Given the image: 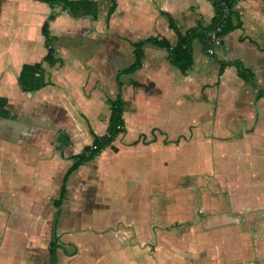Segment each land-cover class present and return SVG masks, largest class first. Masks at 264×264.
<instances>
[{
  "label": "crops",
  "instance_id": "1",
  "mask_svg": "<svg viewBox=\"0 0 264 264\" xmlns=\"http://www.w3.org/2000/svg\"><path fill=\"white\" fill-rule=\"evenodd\" d=\"M110 6V0H57L54 7L48 0H0V264H45V249L50 264L53 239L46 248L38 245L44 230L59 237L57 264H106L96 230L107 225L110 209L146 248L161 241L155 249L167 258L188 252L201 258L194 264H264V96L258 95L264 91V0H235L240 25L212 56L195 39L186 73L171 64L167 49L151 43L138 71H121L133 62V42L148 36L177 42L170 18L181 33L209 25L212 1L116 0L108 20ZM51 13L57 14L50 28L61 60L55 66L43 60L42 26ZM233 62L253 74L255 85ZM222 63L229 65L220 73ZM119 93L125 130L69 175L58 206L73 156L107 130L108 101ZM205 148L219 156L210 171L219 187L226 185L219 171L234 177L231 201L224 192L227 213L208 216L210 226L198 221L189 238L167 235L180 224H151V236L146 193L155 182L177 180L172 170L188 165L202 172ZM202 201H211V211L223 203ZM135 240L131 246L140 244ZM80 250L84 257L99 251V257H80ZM154 255L142 264H155Z\"/></svg>",
  "mask_w": 264,
  "mask_h": 264
},
{
  "label": "rangeland",
  "instance_id": "2",
  "mask_svg": "<svg viewBox=\"0 0 264 264\" xmlns=\"http://www.w3.org/2000/svg\"><path fill=\"white\" fill-rule=\"evenodd\" d=\"M107 35H109L111 32L113 34V29L111 31V28L107 27ZM225 36V35H224ZM60 37V36H59ZM193 127V126H192ZM239 131H243V127L239 124L238 128ZM191 130V129H190ZM136 131L129 132L130 136L134 135ZM193 133H188L186 137L187 144H191L193 141L192 139ZM195 139V138H194ZM195 143H197V139L194 140ZM120 142V141H118ZM194 143V142H193ZM193 143L190 145L192 148H190L189 156L195 155V144ZM207 149V150H206ZM110 151V150H109ZM232 153V150H231ZM217 156L216 150L211 153L210 149L205 148L204 154H203V167L202 172L194 173V171L189 170V167L187 165L186 168H180L181 171H171V177L172 179H178L172 181L171 183H157L155 182L152 189H150L149 193H146V196L144 197V206H151L152 209V215H149L145 217V221L150 222V225L147 224L149 228V233L151 236H155L153 233V227L151 226H157L160 224L161 226H174L177 224H180L179 228L172 229L171 232H169L170 237H172L174 240L177 238L183 239L185 237H190V231L193 227H195L196 224H198V221H203L206 226H210L207 221L208 216H214L218 213L221 215H225L227 213V206L225 203V196L224 192L226 191V197L228 201L232 199V193H231V187L228 184H231L232 181H234V177H230L229 173L225 171H219L218 175L221 177V179L225 180L226 177V185L224 189L222 187L220 188L219 185L216 182V179L214 176L210 175V171L212 172L213 163L215 164L219 163L220 159ZM217 158V159H216ZM232 157L228 161V164L232 163ZM216 160V162H215ZM225 160V159H224ZM228 159H226L227 161ZM183 166H186L183 164ZM166 185V186H165ZM206 196L208 198L213 199H222L223 203L221 204V207L218 208L217 211H211L213 210L211 207H213L211 201L204 204L202 199ZM185 199H189V201L185 202ZM233 208L236 210V206L231 205L230 208ZM111 213L113 212L108 211V221H106L107 225L103 227L102 229H98L97 238L99 239L97 241V247L100 250V257H99V251L95 253V255L87 256L86 258H101L106 264H142L141 259L143 257H146L149 260H152V251H155L154 259L155 264H185L184 261H186V264H194L195 262L201 260L200 257H198L195 254H189L188 252H183L181 254V257L176 255L177 253L173 254L172 257L169 258L166 257V255H163L164 251H156L155 247L157 245H160V242H155V245L143 246V240L141 235H128L129 232H131L132 229H128L127 227H124V224H121V222L116 220L111 216ZM230 213V212H229ZM235 213V211H234ZM201 214H204V219L199 218ZM86 215V214H85ZM118 222V223H117ZM202 223V222H201ZM146 223H144L145 225ZM203 224V223H202ZM201 224V225H202ZM119 227H121L119 229ZM123 228V229H122ZM93 229H91L92 231ZM94 231V230H93ZM133 231V230H132ZM56 240L59 243V237L58 235L55 236ZM54 238L53 233L50 232V234L46 233L45 230L43 234L38 235V245L43 246L46 248L49 241ZM137 240L140 242V244L135 246H131L132 243H137ZM152 242V241H151ZM133 248V249H132ZM81 255L80 257H84L83 250H80ZM181 252V251H180ZM178 252V253H180ZM75 254L78 255L77 250H75ZM165 254V253H164ZM84 257V258H85ZM46 263L49 264V257H48V251L45 249L43 251V257H42ZM190 258V259H189ZM83 259V258H82ZM133 259V260H132ZM134 259H138V263L135 262ZM194 259V260H193ZM131 262V263H130ZM84 264V263H82Z\"/></svg>",
  "mask_w": 264,
  "mask_h": 264
},
{
  "label": "trees",
  "instance_id": "3",
  "mask_svg": "<svg viewBox=\"0 0 264 264\" xmlns=\"http://www.w3.org/2000/svg\"><path fill=\"white\" fill-rule=\"evenodd\" d=\"M56 1L57 0H48V3L50 4V6L54 7ZM210 1H212L215 8V15L209 25L190 29L187 31V33H181L172 18H170V26L178 34L177 42L175 44H171L169 40L165 38L159 39L156 36H148L146 38H142L138 41L133 42V62L127 68L122 70L121 73H134L143 66L145 46L149 43L167 49L169 52V61L171 62V64L178 68L182 73H186L192 67L194 62L192 43L195 39L198 38L202 40L204 49L206 51L210 40V33H212L217 26L222 25L223 34L226 35L240 25L239 21H234V18L236 16L233 9L235 0ZM110 2L111 6L108 12V20L114 12L116 6V0H110ZM225 5L229 9L228 12H226V10L224 9ZM56 16V13H51L46 18L42 26L44 43L45 47L47 48V53L44 56L43 60L48 62L52 66H55L57 63L61 62L60 58L56 56V49L52 43L54 40V35L52 34L50 28V23L56 18ZM231 64L237 65L239 69V75L243 79L255 85L253 74L243 68L240 62H233ZM227 65H229V63L221 64L220 73ZM36 67L40 68L41 64H36ZM118 84L120 87L122 86V83L120 81H118ZM258 95L259 97L264 96V91H259ZM108 102L111 109L109 125L107 128L109 135L101 137L99 135H95L93 143H95L98 147L96 150H91L90 145H87L81 153L73 156L74 162L69 167L64 177V184L62 186L60 200L56 202L58 206L61 205L64 198L66 188L65 184L69 175L77 170L82 163L92 160L95 156L99 155L100 148H107L114 141V139L125 130L124 120L122 118L124 102L122 100L121 94L119 93L115 99L109 100ZM57 248L58 241L56 240V237H54L52 242L50 243V264H57L58 262Z\"/></svg>",
  "mask_w": 264,
  "mask_h": 264
},
{
  "label": "built area",
  "instance_id": "4",
  "mask_svg": "<svg viewBox=\"0 0 264 264\" xmlns=\"http://www.w3.org/2000/svg\"><path fill=\"white\" fill-rule=\"evenodd\" d=\"M224 9L226 10V12H228V10H229L226 5H225ZM223 37H224L223 26L219 25L216 27V29L212 33H210V40H209L208 47L206 49V53L208 55L212 56L215 54L216 48L218 46H220L223 42ZM118 127H120V126H118ZM98 135L100 137L105 136V135L108 136L109 132H108V130H106L105 132L99 133ZM90 147H91V150H96L98 148L97 145L93 142L90 144ZM105 150H106V148H100L99 153L102 154Z\"/></svg>",
  "mask_w": 264,
  "mask_h": 264
}]
</instances>
